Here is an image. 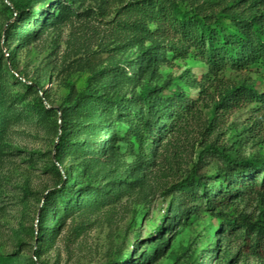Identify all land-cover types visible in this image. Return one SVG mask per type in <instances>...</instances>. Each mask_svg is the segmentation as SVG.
<instances>
[{
  "label": "rangeland",
  "instance_id": "374dc122",
  "mask_svg": "<svg viewBox=\"0 0 264 264\" xmlns=\"http://www.w3.org/2000/svg\"><path fill=\"white\" fill-rule=\"evenodd\" d=\"M143 1L151 0H0V264H261L240 234L224 233L223 214L185 207L177 192L196 167L216 193L228 158H264V108L223 112L217 98L164 132L143 91L166 108L220 90L194 48L177 56L188 49L178 37L124 29L125 13ZM175 1L187 11L204 4L213 19L245 7ZM224 75L264 91L262 67ZM139 119L155 129L153 146L142 144ZM262 206L264 194L248 192L230 212L257 217Z\"/></svg>",
  "mask_w": 264,
  "mask_h": 264
},
{
  "label": "trees",
  "instance_id": "16d2710c",
  "mask_svg": "<svg viewBox=\"0 0 264 264\" xmlns=\"http://www.w3.org/2000/svg\"><path fill=\"white\" fill-rule=\"evenodd\" d=\"M212 3L222 6L223 0ZM239 4L245 5L241 13H234L233 8L228 6L224 9L223 17L218 19H213L212 15L206 13L211 8L204 4H194V10L187 11L175 0L143 1L130 9L131 13H125L130 20L123 21L124 29L134 35L151 40L178 37L181 45L188 44V49L183 47L177 50V56L186 57L189 50L194 48L196 57L208 66V84L220 90L218 97L216 92L210 93L212 95H208L209 101L202 93L201 104L185 95L177 96L171 106L166 103V108H162V104L152 105L154 101L149 102L147 95L152 89L143 91L142 102H146L149 113L158 110L159 118L165 121L164 132H176L184 119H199L203 114L201 107L211 106L217 98L214 109L223 112L252 104H258L257 110L264 108V91L257 89L254 84L230 85L224 75L227 68L243 70L255 66L264 69V0H240ZM13 9L20 14L23 10L22 4H13ZM23 18L27 19L26 16ZM148 22L157 23L158 28L151 30ZM91 103L90 101L88 104ZM159 106L161 108L157 109ZM5 123L6 121L0 119L1 126ZM258 123L259 121L255 124ZM1 126L0 134L3 132ZM136 126L142 144L153 142L155 129L141 119ZM63 130L62 128L59 135L58 149H62L66 140ZM201 158L202 154L200 160ZM225 171L222 183L226 187L218 189L216 193L210 192L207 178L200 175L198 167L178 183L177 193L182 196L185 207L191 203L203 204L207 210H218L223 214L224 233L229 237L240 234L243 251L264 264V206L257 217L230 212L235 200L243 198L246 193L264 194V158H228ZM223 209L229 211L223 212Z\"/></svg>",
  "mask_w": 264,
  "mask_h": 264
}]
</instances>
